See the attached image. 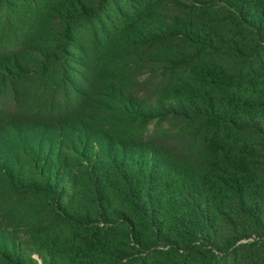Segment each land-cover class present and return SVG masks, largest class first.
I'll list each match as a JSON object with an SVG mask.
<instances>
[{
  "label": "trees",
  "instance_id": "1",
  "mask_svg": "<svg viewBox=\"0 0 264 264\" xmlns=\"http://www.w3.org/2000/svg\"><path fill=\"white\" fill-rule=\"evenodd\" d=\"M0 264H264V0H0Z\"/></svg>",
  "mask_w": 264,
  "mask_h": 264
}]
</instances>
